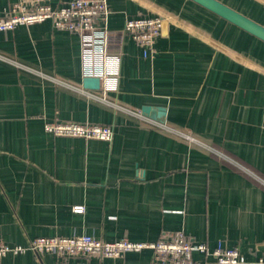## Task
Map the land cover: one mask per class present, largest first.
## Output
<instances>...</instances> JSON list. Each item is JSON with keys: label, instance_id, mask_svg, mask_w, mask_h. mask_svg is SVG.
I'll use <instances>...</instances> for the list:
<instances>
[{"label": "crops", "instance_id": "obj_1", "mask_svg": "<svg viewBox=\"0 0 264 264\" xmlns=\"http://www.w3.org/2000/svg\"><path fill=\"white\" fill-rule=\"evenodd\" d=\"M32 1L0 0V18ZM217 1L264 26L262 0ZM107 5L111 31L128 19L165 22L146 57L123 37L116 88L105 95L82 87L77 34L50 20L0 32V242L155 243L182 231L256 264L264 255V42L190 0ZM142 106L165 108V124L142 117ZM52 122L109 126L112 137H56L44 130ZM0 264L155 263L142 250L89 260L26 252Z\"/></svg>", "mask_w": 264, "mask_h": 264}, {"label": "built area", "instance_id": "obj_2", "mask_svg": "<svg viewBox=\"0 0 264 264\" xmlns=\"http://www.w3.org/2000/svg\"><path fill=\"white\" fill-rule=\"evenodd\" d=\"M264 2V0H262ZM30 9L13 7L0 18V32L12 30L20 25H32L50 20L54 29L77 34L81 40L82 72L84 78L99 80L105 95L116 87L121 59L123 37H130L146 57L153 51L155 39L161 34L165 20L162 17L128 19L121 31L107 28L109 8L107 0H72L52 8L42 0H33ZM105 101V98L102 99ZM106 102V101H105ZM261 127L264 130V107ZM44 130L56 137L82 138L85 140L110 141L112 129L104 125L75 122L46 123ZM75 214H83L84 207H72ZM149 250L155 264H206L194 258L199 253L213 259L216 264H245L236 249L217 245L210 251L204 244H195L186 239L182 231L162 233L155 243H135L126 238L112 242L95 239L89 235L71 238H35L28 245L9 247L0 242V259L7 255L31 252L36 256L52 255L58 258L82 259L122 258L126 254ZM256 264H264V255Z\"/></svg>", "mask_w": 264, "mask_h": 264}, {"label": "water", "instance_id": "obj_3", "mask_svg": "<svg viewBox=\"0 0 264 264\" xmlns=\"http://www.w3.org/2000/svg\"><path fill=\"white\" fill-rule=\"evenodd\" d=\"M190 1L264 42V26L236 12L225 4L217 0ZM82 87L86 90L97 91L99 89V80L96 78H84ZM139 112L142 117L161 125L165 124L166 110L163 107L142 106Z\"/></svg>", "mask_w": 264, "mask_h": 264}]
</instances>
